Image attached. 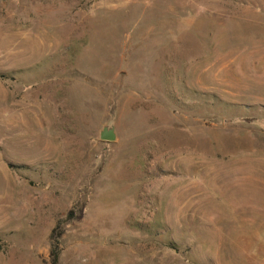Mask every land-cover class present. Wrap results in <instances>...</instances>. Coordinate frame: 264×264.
<instances>
[{
	"label": "rangeland",
	"instance_id": "1",
	"mask_svg": "<svg viewBox=\"0 0 264 264\" xmlns=\"http://www.w3.org/2000/svg\"><path fill=\"white\" fill-rule=\"evenodd\" d=\"M52 244L264 264V0H0V264Z\"/></svg>",
	"mask_w": 264,
	"mask_h": 264
},
{
	"label": "trees",
	"instance_id": "2",
	"mask_svg": "<svg viewBox=\"0 0 264 264\" xmlns=\"http://www.w3.org/2000/svg\"><path fill=\"white\" fill-rule=\"evenodd\" d=\"M50 264H58L59 253L57 251V244H52L50 249Z\"/></svg>",
	"mask_w": 264,
	"mask_h": 264
},
{
	"label": "water",
	"instance_id": "3",
	"mask_svg": "<svg viewBox=\"0 0 264 264\" xmlns=\"http://www.w3.org/2000/svg\"><path fill=\"white\" fill-rule=\"evenodd\" d=\"M100 139L104 140V141H111L114 139V133L112 131V129H105L103 128V130L100 133Z\"/></svg>",
	"mask_w": 264,
	"mask_h": 264
}]
</instances>
